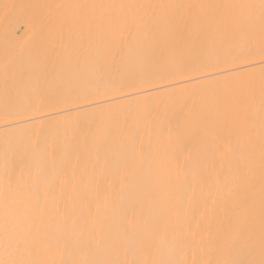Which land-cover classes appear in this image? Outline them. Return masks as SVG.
<instances>
[{"label":"bare ground","instance_id":"1","mask_svg":"<svg viewBox=\"0 0 264 264\" xmlns=\"http://www.w3.org/2000/svg\"><path fill=\"white\" fill-rule=\"evenodd\" d=\"M0 164V264H264V0H0Z\"/></svg>","mask_w":264,"mask_h":264},{"label":"rangeland","instance_id":"2","mask_svg":"<svg viewBox=\"0 0 264 264\" xmlns=\"http://www.w3.org/2000/svg\"><path fill=\"white\" fill-rule=\"evenodd\" d=\"M85 154H86V153H85ZM83 156H84V154H83ZM83 156H81V158H82V160L85 162V161L87 160V157H85L86 155L84 156V157L86 158V160H85V158H83ZM55 158H56V157H55ZM57 158H58V157H57ZM57 158H56V160H57ZM73 159H74V158H73ZM73 159H72V157H71V158H70V161H71V162L69 161V162H70V163H69V162L67 161V160H68V157H67V160H66V161L70 164V167H71V165L73 166V164L75 163V162H72ZM78 159H79V158H78ZM79 160H80V159H79ZM55 162H57V161H55ZM58 162H59V163H62L63 161L60 162V161L58 160ZM84 162H82V163L84 164ZM68 163H67V165H69ZM4 164H5V163H4ZM4 164H3V165L0 164V165H1V166H4ZM53 164H55V166H57L56 163H53ZM53 164H52V165H53ZM65 164H66V163H65ZM67 165H66V167H67ZM1 166H0V167H1ZM5 166H6V165H5ZM55 166H54V167H55ZM51 167H52V170H51ZM51 167H49L51 171H50V172H46V173H52V172L56 169V168H55V169L53 170L54 167H53V166H51ZM58 167H59V164H58ZM60 167L62 168V167H65V166H61V165H60ZM66 167H65V168H66ZM12 168H14V167H12ZM16 168L18 169V167H16ZM25 168H26V167H25ZM27 168H28V167H27ZM1 169H2V168H1ZM4 169H6V167H5ZM4 169H3V170H4ZM20 169H21V168H20ZM23 169H24V167H23ZM23 169H21L20 171H22ZM63 169H64V168H63ZM63 169H62V170H63ZM13 170H14V169H13ZM18 170H19V169H18ZM28 170H29V168L27 169V171H28ZM57 170H58V169H57ZM69 170H70V169H69ZM16 171H17V170H16ZM24 171H26V170L24 169ZM33 171H34V170H33ZM33 171L29 170V173H32L31 175H28L29 177H31V178H29L30 180L32 179V176H35V175H33V173H34L35 171H34V172H33ZM66 171H68V170H66ZM2 172H3V171H2ZM2 172L0 171V176H1V173H2ZM18 172H19V171H18ZM18 172H17V173H18ZM22 172H23V171H22ZM63 172H64V171H63ZM68 172H69V171H68ZM68 172H67V173L64 172L65 174L63 173L62 175H63L64 177H67V176H68V178H69V177L72 178V176H73L74 173H73V174L71 173V174H72V176H71ZM19 173H20V172H19ZM59 173H61V172H59ZM3 174H4V172H3ZM3 174H2V176H3ZM20 174H22V173H20ZM20 174H19V175H20ZM25 174H26V172H25ZM55 174H56V173H55ZM66 174H67V176H66ZM79 174H80V173H79ZM26 175H27V174H26ZM45 175H46L47 178H48V177L50 178V176H52V175L54 176V172L52 173V175H51V174H45ZM48 175H50V176H48ZM57 175H58V173H57ZM11 176H12V175H11ZM23 176H24V175H23ZM23 176H21L20 181H21V179H22V180L25 179V176H24V177H23ZM53 176H52L51 178H53ZM55 176H56V175H55ZM59 176L61 177V179H60ZM63 176H61V174H59L58 177L56 176L57 178L54 177V178L57 179V180L60 179L59 182H58V181H54V180H55L54 178L51 179V180H53L54 183L56 182V183H55L56 185H61V184H63L64 179H65L66 181L68 180V179L64 178ZM74 176H76V175L74 174ZM77 176H79V177L82 176V173H81V175H77ZM77 176H76L75 178L73 177L72 179H76ZM19 177H20V176H19ZM79 177H78V178H79ZM27 178H28V177H27ZM49 178H48V179H49ZM58 178H59V179H58ZM78 178H77V179H78ZM8 179H10V178H6V180H8ZM62 179H63V180H62ZM69 179H70V178H69ZM72 179L69 180V183H71V182L73 183V181H71ZM77 179H76V181H77ZM4 180H5V179H4ZM6 180H5V181H6ZM15 180H19V178H16V179H15V177H14V181H15ZM32 180H33V179H32ZM46 180H47V179H46ZM80 180H83V179L80 178ZM80 180H79V181H80ZM5 181H4V182H5ZM24 181H25V180H23V185H25L26 182H27V181H26V182H24ZM47 181H49V180H47ZM61 181H62V183H61V184H58V183H60ZM66 181H65V182H66ZM74 181H75V180H74ZM76 181H75V182H76ZM12 182H13V179H12ZM16 182L18 183V181H16ZM29 182H31V181L28 180V183H29ZM50 182H51V181H50ZM65 182H64V183H65ZM8 183H11V181L8 180V181L6 182V184H8ZM13 183H15V182H13ZM13 183H11V185H12ZM54 183H53V184H54ZM67 183H68V182H67ZM67 183H65V184H67ZM72 183H71V184H72ZM76 183H77V182H76ZM15 184H16V183H15ZM15 184H13V185H15ZM21 184H22V183H21ZM74 184H75V183H74ZM8 185H9V184H8ZM8 185H7V186H8ZM72 185H73V184H72ZM9 187H10V186H9ZM11 187H12V186H11Z\"/></svg>","mask_w":264,"mask_h":264}]
</instances>
